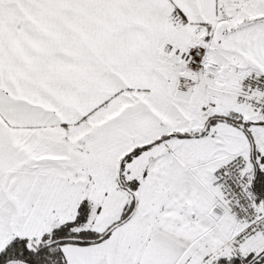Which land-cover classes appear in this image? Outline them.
Here are the masks:
<instances>
[{
	"label": "snow or ice",
	"instance_id": "1",
	"mask_svg": "<svg viewBox=\"0 0 264 264\" xmlns=\"http://www.w3.org/2000/svg\"><path fill=\"white\" fill-rule=\"evenodd\" d=\"M0 264H264V0H0Z\"/></svg>",
	"mask_w": 264,
	"mask_h": 264
}]
</instances>
